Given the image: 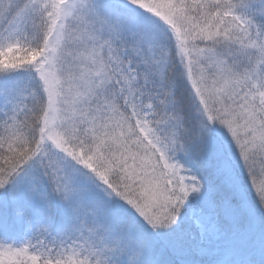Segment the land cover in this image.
Wrapping results in <instances>:
<instances>
[{"label":"snow or ice","instance_id":"snow-or-ice-1","mask_svg":"<svg viewBox=\"0 0 264 264\" xmlns=\"http://www.w3.org/2000/svg\"><path fill=\"white\" fill-rule=\"evenodd\" d=\"M0 264H264V0H0Z\"/></svg>","mask_w":264,"mask_h":264}]
</instances>
